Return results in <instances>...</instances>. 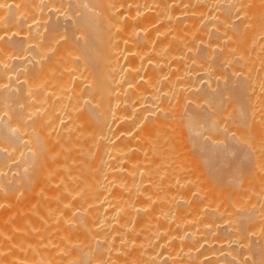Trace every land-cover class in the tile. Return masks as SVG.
Returning <instances> with one entry per match:
<instances>
[{"label":"bare ground","instance_id":"1","mask_svg":"<svg viewBox=\"0 0 264 264\" xmlns=\"http://www.w3.org/2000/svg\"><path fill=\"white\" fill-rule=\"evenodd\" d=\"M0 264H264V0H0Z\"/></svg>","mask_w":264,"mask_h":264},{"label":"rangeland","instance_id":"2","mask_svg":"<svg viewBox=\"0 0 264 264\" xmlns=\"http://www.w3.org/2000/svg\"><path fill=\"white\" fill-rule=\"evenodd\" d=\"M247 21H248L247 24H248V23L250 24V22H249L250 20H247Z\"/></svg>","mask_w":264,"mask_h":264}]
</instances>
